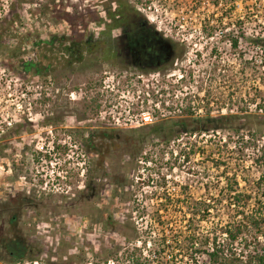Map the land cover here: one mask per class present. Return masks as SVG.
Listing matches in <instances>:
<instances>
[{"label":"rangeland","instance_id":"374dc122","mask_svg":"<svg viewBox=\"0 0 264 264\" xmlns=\"http://www.w3.org/2000/svg\"><path fill=\"white\" fill-rule=\"evenodd\" d=\"M102 1L19 0V7L21 8L26 2L28 12L31 13L28 20L15 18L18 25L24 24L23 28H20L23 35L19 38L24 39L30 33L29 26H34L35 22H38L43 28L42 34L64 32L61 27H65L68 22H73L76 25L74 30H78L80 24L86 23L89 14L100 12ZM127 1L137 13L169 36L173 42L187 45L189 48L187 60L191 61V65L195 62L193 56L197 54L198 50L203 49L204 42L201 41L202 37L198 34V26L203 14L199 11L201 0ZM14 2L15 0H13L10 10H12ZM207 10L208 8L205 13ZM3 20L0 22V26ZM33 29L35 28L33 27ZM15 30L17 31V29ZM219 39L220 37L216 38V40ZM22 42L19 40V45ZM220 48L225 49L222 53V61L227 63L229 55L227 47L220 45ZM8 51L9 49H6L5 46L0 48V70L8 72L14 81L18 80L23 86L32 89L42 86L51 90L50 98L38 101L40 105L36 111L38 113L45 112L44 122L48 120L46 123L53 125L51 128H47L48 131L56 129L53 133L56 146L59 144L58 141H63L66 138L63 131L60 130V122L65 120L63 126H70L72 123L95 119L97 108L94 101L86 100V102L77 105L71 103L66 98V94L71 90L85 86L88 89L97 88L102 80L101 73L77 74L68 79H24L13 74L7 68L10 67L6 60ZM209 59L210 57L206 58L204 63L207 65L208 71L212 64ZM238 64L241 67H237V69H240L243 74V61L238 59L237 66ZM181 70L182 66L179 65L166 75L144 77L143 80L149 83V87L142 89L150 92L151 96H155L157 91L167 93V88L170 92L179 91L185 88L179 81V77L184 75ZM208 75L212 76L210 73ZM192 76L194 79L191 81L192 84L187 86L189 96L186 99L189 103L193 100L199 103L202 99L205 101V106L197 104L196 112L189 113L188 116L184 114L183 116L169 117L153 126L121 131L123 137L119 145H121L123 155L129 151V145H131L127 142L126 136L132 135L130 138L134 139L132 142L138 147V156L133 167L135 174L130 182V185L133 186L132 194L135 202L131 213L132 230H124L119 234L118 245L112 252H104L103 249L95 248L91 244L97 243L101 233L99 226H91L92 222L88 219L89 214H82L84 216L76 219L69 209L72 180L78 172L76 170H81L79 179L83 183L80 186L81 188L84 186L85 171L83 170H87L84 165L86 158L84 152L79 151L78 156L70 154L69 158L66 156L68 151L63 150L60 147L61 144L59 145L61 148L58 151L59 155L55 161H52L49 157H44V153L35 149H42L46 141L37 140L39 144L37 147H33V135L29 131L17 134V137L23 138L21 144H24L25 151L22 154L21 150L14 151L12 155L9 152L6 153L5 141L2 142L0 145L1 207L4 206V201L7 199L5 193L9 189H12L14 193L23 194L22 196L28 199L35 198L34 192L37 190L35 187L40 188L39 185L42 182V180L39 181L38 171H50L55 168L60 172L63 170L69 172L67 180L57 184L54 192L49 193L48 190L47 192L41 190L43 193V195L41 194L42 204L38 207L35 206L32 210L25 211L20 225L24 228L23 232L18 233L19 231L16 230L15 239L38 236L46 238V241L51 243L56 237L63 240L69 237L75 238V244L68 245V247L72 246L70 251L76 250L80 242L94 246L79 258L67 259L64 256L66 260L60 258L55 261L51 257L48 259L26 257L24 260L41 259L48 264L54 262L55 264H135L137 260H140V256L143 259L146 255L150 256L146 259L149 260L152 257L155 264H197L194 260H197L198 264H208L204 252H207L210 246H204L201 243L207 236H212L216 230L231 223L236 226L245 225V231L241 235L240 241L232 246L231 251L236 254L232 264H258L254 258L261 256L264 250V184L260 187L257 184L263 170L262 166L256 162L264 152V64L260 65L258 62L252 61L250 90L247 91L246 98L243 97V89H239L240 93L237 95L242 100L241 110L210 108L211 102H206V99L202 98L203 92L198 91L199 73L196 71ZM205 77L208 84L211 85L209 83L211 77ZM122 78V81L131 82V78L124 76ZM243 79V75L239 76L241 84H243ZM134 81L139 80L134 79ZM205 90H207V96L211 98L212 92L210 93L208 88ZM33 118V123L25 120L21 125L15 127L14 131L21 129L23 124L34 126L39 124L40 127L36 128L34 132L36 134H39L43 128L46 131L45 126H41L43 125L41 124L42 116ZM208 118H229L230 120L226 122L224 126L226 129L223 131L212 129H207L205 132L194 131L196 130V124H192L194 121L199 122ZM184 122L191 124L188 129V131L192 130L191 133H185ZM80 128L82 129V127ZM84 128L82 129L83 134L86 135L89 130ZM170 128H174V130ZM237 128L242 129L239 134L235 131ZM250 129H259L262 133L254 138L249 134ZM157 130L164 132L158 135ZM253 138L255 141L252 140ZM6 139H11L10 135ZM46 145L44 150L48 147ZM75 145L78 146V143L75 142ZM165 154L169 155V162H165ZM183 157L186 158L184 162ZM148 161L153 162L151 167H146L143 163ZM129 169V167H125V170ZM142 169L147 170L144 176L139 174V170ZM153 174L157 175L156 179L152 177ZM139 176L142 181L137 183L136 178ZM235 177L238 186L233 181ZM179 186H182L181 190ZM25 191L29 193L26 194ZM52 212L55 214V223L52 221ZM240 214L242 217L239 219ZM248 218L249 220H258L262 224L261 227L256 229ZM9 220V217H4L3 214L0 216V236H4L9 230ZM221 238L222 235L220 240ZM105 239L110 241L108 237ZM138 242H142L141 246L145 249L142 253L137 249ZM148 242L151 244V250L147 247ZM54 248L52 249L53 253H56L62 246ZM153 253L156 258L153 257ZM239 253H241L240 257L237 255ZM0 262L11 263L12 261L7 255L0 253Z\"/></svg>","mask_w":264,"mask_h":264},{"label":"flooded vegetation","instance_id":"af4514ba","mask_svg":"<svg viewBox=\"0 0 264 264\" xmlns=\"http://www.w3.org/2000/svg\"><path fill=\"white\" fill-rule=\"evenodd\" d=\"M18 1L15 0L12 10L0 26V48L5 46L9 49L6 60L10 67L7 68L21 78L68 79L85 73H101L103 77L107 72H113L120 77L133 80L138 77L166 75L180 65L184 74L182 85L185 88L192 84L191 81L194 79L192 74L196 71L199 73L198 91L203 92L202 97L206 102H211L210 108L217 110L226 108L231 111L242 109L240 106L242 100L237 95L243 89V97L246 98V93L250 90L251 63L245 58L247 47H244L239 58H236L235 46L227 49L229 55L226 63L222 61V53L225 49L220 48L222 43L218 44L217 48L212 50L209 59L212 61L210 71L204 64L209 57L204 52L208 49L203 48V55L201 54L191 65L187 60L188 46L173 42L169 36L137 13L127 0H103L100 4V12L89 14L86 23L80 24L78 30H74L76 25L73 22H68L65 27H61L64 32L42 34L43 28L35 22L34 26H29L30 33L21 40L19 37L23 35L21 29L24 24L18 25L15 18L28 20L31 13L28 12L26 2L20 8ZM15 29L20 31L17 32ZM19 40L23 41L21 45ZM238 59L243 61V74L237 69L241 67L239 64L237 66ZM241 75L244 78L243 84L239 80ZM205 76L211 77L209 82L211 85L208 84ZM206 88L210 93L212 92L211 98L207 96ZM42 114L41 126H45L46 131L43 128L39 134L34 133L35 129L40 127L39 124L37 126L23 124L21 129L11 130V133L9 132L10 134L8 133L0 142L1 145L5 141L6 153L12 155L14 151L21 150L22 154L25 151L24 144H21L23 138L17 137V134L22 132L32 133L33 147L39 144L37 140L46 141L44 147L46 144V146L51 144L56 129L47 130L53 125L46 123L48 120L44 122L45 112ZM63 121L60 122V130L63 131L64 136L78 143L73 156H78V152L83 151L86 156L84 165L87 169L83 170L85 174L82 175L84 177L82 188L80 185L83 182L79 179L81 170H76L78 172L72 180L69 209L76 219L84 216L82 214H89L91 226H99L101 233L97 243L91 244L95 248L103 249L104 252H112L118 245L119 234L124 230H132L131 213L135 201H133V186L130 182L135 174L133 167L137 160L138 147L133 144L134 139L130 138L132 135L126 136L127 142L131 145L129 151L123 155L119 145L123 132L108 129L93 120H83L70 126H63ZM78 126L89 130L88 134H83L84 131ZM170 129L174 130V128ZM162 132L164 131L157 130L158 135ZM8 135L11 138L9 140L6 139ZM44 147L40 153L45 151ZM125 167L130 169L125 170ZM35 188H37L34 192L35 198L30 199L23 197L19 192L14 193L12 189L5 193L7 199L4 201V206H0V216L3 214L4 217H9L10 228L4 236H0V253L7 255L9 259H16L18 256L45 257L44 259L51 257L55 261L60 258L66 260L64 256L69 259L85 255L87 250L94 246L80 242L76 250L70 251L76 241L71 237L65 240L56 237L51 243L46 241V238L38 236L15 239L16 230L19 231L18 233L23 232L24 228L20 225L25 211L42 204L43 193L38 186ZM52 213V221L55 223V214ZM106 237L110 241L106 240ZM69 244L72 246L68 247ZM52 245L54 247L60 245L62 248L53 253L55 248Z\"/></svg>","mask_w":264,"mask_h":264},{"label":"built area","instance_id":"2783aa9c","mask_svg":"<svg viewBox=\"0 0 264 264\" xmlns=\"http://www.w3.org/2000/svg\"><path fill=\"white\" fill-rule=\"evenodd\" d=\"M12 2L13 0H0V22L10 12ZM207 8L208 10L205 13ZM210 9L212 10L210 11ZM199 11L203 14L198 26V34L202 37L201 41H204L203 48L208 49L204 52L205 55L210 57L212 50L222 43L227 49L232 46L236 47V58H239L244 47H247L246 60L250 63L255 61L260 65L264 64V45H262L264 43V0H201ZM217 37H220V39L216 40ZM201 54L203 55L202 50H198L197 54L193 56V60L196 61ZM122 79V77L113 72H107L102 77L97 88L88 89L85 86L71 90L66 94V98L77 105L86 102V100H89V102L94 101L97 109L93 121L108 129L119 131L153 126L165 118L183 116L186 112L193 114L196 112V105L199 103L205 106V101L202 99H200L199 103L194 100L189 103L186 99L189 96L187 88L174 92H170L169 88H167V93L157 91L155 97L151 96L150 92L142 89L143 87L147 89L149 87V83L143 80L144 77H138L136 80L139 81H134L133 79L131 82L122 81ZM182 80L183 75L179 77V81L182 82ZM179 81L177 80V83ZM50 96L51 90L49 88L39 86L36 89H32L28 86H23L18 80L14 81L8 72L0 70V142L11 130L21 125L25 120L33 123V117L42 116L43 118V114L36 111L40 105L38 101L50 98ZM193 98L195 99V96ZM248 105L249 103L247 107ZM55 140V136L52 135L51 144L43 152L45 154L44 157H49L52 161H55V158L59 155L60 147L68 151L66 156L69 158V155L73 156L74 150H77V146L71 138L66 137L63 141H58V146L55 145ZM61 144L62 146L59 147ZM38 151L40 152L42 149ZM164 160L165 162L170 161L168 154H165ZM185 160L186 158L183 157V162ZM143 163L146 167H151L153 162ZM146 171L145 169L139 170L140 176H144ZM37 174L40 177L39 181L42 180L39 185L40 189L44 192L48 190L49 193H52L57 184L67 180L69 172L64 170L60 172L53 168L50 171H38ZM140 176L136 178L137 183L142 181ZM156 176V174L152 175L155 179ZM181 188L182 186H179L180 190ZM241 217L242 214H240L239 219ZM207 237L212 241L213 235ZM240 237L231 243L230 251L233 244L240 241ZM221 242H228L226 235H222ZM141 245L142 242H138L137 249L140 250V253L145 250ZM208 245L210 249L204 252V255L208 264H211L208 257V254L213 251L211 242ZM147 247L151 250L150 242H148ZM234 251L236 250L234 249ZM231 254L232 258L235 259L234 256L236 254H233L232 251ZM240 254H237L238 257H240ZM262 256L264 257V250L260 257ZM144 257L142 259L140 256V260H137L135 264H155L152 257L149 260L146 257L149 258L150 256L145 255ZM153 257L156 258L155 253H153ZM194 261L198 264L197 260ZM0 264L47 263L41 259H30L16 263L0 262Z\"/></svg>","mask_w":264,"mask_h":264},{"label":"trees","instance_id":"16d2710c","mask_svg":"<svg viewBox=\"0 0 264 264\" xmlns=\"http://www.w3.org/2000/svg\"><path fill=\"white\" fill-rule=\"evenodd\" d=\"M190 112H186V115L188 116ZM230 119H210L208 118L207 120H200L199 122H193L192 124H196V130L198 132H205L207 129H212L216 131H223L226 128L224 127L226 125V122L229 121ZM191 125V124H190ZM190 125L184 122V129L185 133H191L192 130L188 129L190 128ZM195 126V125H194ZM236 133L239 134V132L242 131V129H235ZM261 130L259 129H250L249 134L255 138L257 137L258 134H261ZM252 139L255 141V139ZM260 152V151H259ZM256 162L262 166V174L260 176V179L258 180L257 184L258 186H262L264 184V152L261 153V155L257 158ZM235 184L238 186V182L235 179L233 180ZM249 220V218H248ZM250 223L256 228L259 229L261 227V223L258 222V220H249ZM245 231V225L239 224L238 226L233 225L231 223L227 224L225 227L220 228L219 230H216L214 232V236L212 241L210 240L209 237L205 238L202 242V245L206 246L210 242L212 244V253L208 254V257L211 261V264H232L234 259L232 258V254L230 251V245L232 242L236 241L241 235H243ZM226 235V238L228 240L227 243H222L220 240L221 235ZM26 257L25 256H18L16 259H11V263H16L19 261L24 260ZM258 264H264V257L256 256L254 258Z\"/></svg>","mask_w":264,"mask_h":264}]
</instances>
